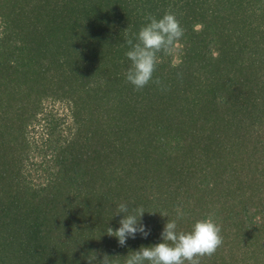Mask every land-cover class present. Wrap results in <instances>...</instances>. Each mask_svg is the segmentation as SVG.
Instances as JSON below:
<instances>
[{
    "label": "trees",
    "instance_id": "obj_1",
    "mask_svg": "<svg viewBox=\"0 0 264 264\" xmlns=\"http://www.w3.org/2000/svg\"><path fill=\"white\" fill-rule=\"evenodd\" d=\"M168 10L137 91L125 40ZM122 202L149 230L124 246ZM177 206L221 225L200 264H264V0H0V264H124Z\"/></svg>",
    "mask_w": 264,
    "mask_h": 264
},
{
    "label": "clouds",
    "instance_id": "obj_2",
    "mask_svg": "<svg viewBox=\"0 0 264 264\" xmlns=\"http://www.w3.org/2000/svg\"><path fill=\"white\" fill-rule=\"evenodd\" d=\"M145 19L149 22L139 29L138 34L134 33L125 40L129 46L125 55L131 61L125 76L137 91L142 90L149 82L161 85L158 78L153 81L157 65L162 62L158 53L170 55L176 52L185 34L176 13L171 10L166 11L159 19L151 14ZM179 63L176 61L170 66L176 68ZM145 212L147 211L142 206L130 208L128 202L120 203L114 213L124 214L119 221L120 226L115 230L108 227L107 235L116 237L121 246L126 244L129 237L135 238L137 233L147 237L149 230L141 222ZM159 214L167 217V213ZM185 215L183 207L177 206L176 217L167 219L163 226L162 242L141 246L127 255L124 264H200L202 257L214 255L223 244L222 228L214 215L196 220L190 231L178 230V221ZM92 260H95V255L89 260V264H92ZM99 264H111L109 256L105 254Z\"/></svg>",
    "mask_w": 264,
    "mask_h": 264
}]
</instances>
